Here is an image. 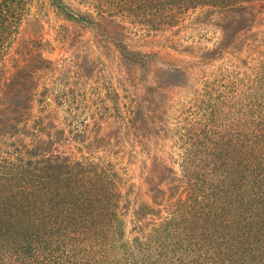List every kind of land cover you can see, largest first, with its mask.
Masks as SVG:
<instances>
[{
    "label": "trees",
    "instance_id": "obj_1",
    "mask_svg": "<svg viewBox=\"0 0 264 264\" xmlns=\"http://www.w3.org/2000/svg\"><path fill=\"white\" fill-rule=\"evenodd\" d=\"M50 2L63 18L92 24V14ZM31 3L0 0V76ZM81 3L155 33L197 11L217 15L220 41L202 54L213 68L200 70L194 85L177 68L187 95L177 124L163 130L170 149L153 159L144 189L122 166L123 134L146 148L141 110H118L116 130L126 131L113 157L55 153L53 142L26 144L11 134L15 125L0 124V264H264V32L250 33L264 20V0ZM229 50L245 56L221 61Z\"/></svg>",
    "mask_w": 264,
    "mask_h": 264
},
{
    "label": "rangeland",
    "instance_id": "obj_2",
    "mask_svg": "<svg viewBox=\"0 0 264 264\" xmlns=\"http://www.w3.org/2000/svg\"><path fill=\"white\" fill-rule=\"evenodd\" d=\"M62 2L73 13L92 14V24L63 18L50 0H32L2 67L0 124L7 129L15 125L11 134L26 144L34 138L53 142L55 153L81 157L109 152L113 157L116 137L126 131L125 124L116 130L123 124L118 110L123 116L131 108L141 110L139 121L147 124L141 135L146 148H133L123 134L127 156L122 166L144 189L153 159L170 149L163 130L177 124L178 104L187 95L177 88V68H186L192 85L200 70L213 68L202 54L220 41L221 21L217 15L197 11L178 27L155 33L120 18L98 17L81 0ZM254 32H264L261 18L254 22L250 33ZM242 38L240 34L235 43ZM244 56L229 50L221 61L239 62ZM25 93L28 100L12 101ZM7 110L19 112L3 114ZM9 134L6 140L12 141Z\"/></svg>",
    "mask_w": 264,
    "mask_h": 264
}]
</instances>
